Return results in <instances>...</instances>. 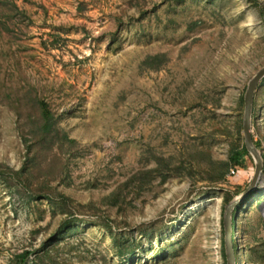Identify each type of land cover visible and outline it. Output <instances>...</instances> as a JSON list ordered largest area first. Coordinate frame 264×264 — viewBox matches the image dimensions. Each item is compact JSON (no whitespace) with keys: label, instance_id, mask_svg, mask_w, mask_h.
Segmentation results:
<instances>
[{"label":"rangeland","instance_id":"374dc122","mask_svg":"<svg viewBox=\"0 0 264 264\" xmlns=\"http://www.w3.org/2000/svg\"><path fill=\"white\" fill-rule=\"evenodd\" d=\"M262 67L264 0H0V264H227ZM36 98L61 140L36 143ZM159 156L177 174L141 182ZM235 215L236 264H264V165Z\"/></svg>","mask_w":264,"mask_h":264},{"label":"trees","instance_id":"16d2710c","mask_svg":"<svg viewBox=\"0 0 264 264\" xmlns=\"http://www.w3.org/2000/svg\"><path fill=\"white\" fill-rule=\"evenodd\" d=\"M165 57L166 56L164 54L148 56L144 60V63H149L152 69L159 70L161 69L159 64H162V61H164ZM155 63H157V65ZM154 64L156 66H154ZM263 83H264V80L261 82V84ZM35 104H36L35 106L37 108L38 116L35 119V123L32 129L34 130L33 134L35 136L36 143L41 144V143H45L46 141L54 143L60 138L59 136L60 131L57 125L55 113L53 112L49 103L46 102L44 99L36 98ZM64 137H65L64 140H68V137L66 135ZM71 142H75V141L71 140ZM254 144L257 148H261V145L259 142H254ZM262 157H263V163H264V155ZM176 171L177 170H175L174 167H171L170 160L168 158L159 156L155 158L154 167L140 172L138 176L140 175L139 179L141 182L148 180L146 183L148 185H151V183H153L157 179H159L161 183H164L172 175L177 174ZM227 171L226 172L224 171V173L222 174L221 176L222 179L227 173ZM62 199L64 203L70 201V199L66 196H62ZM109 199H112L114 201L119 199V193L117 191L113 192L112 195L109 196ZM231 199L232 198L227 199L226 203L227 204L230 203ZM235 219H236V215L233 218V234L235 233L236 225H237V220ZM234 248H235V245H234ZM234 251L236 252L235 249ZM31 255L32 254L30 251H24L18 258L20 259V262H22L23 264H26L27 259H29ZM235 255L237 257V253H235Z\"/></svg>","mask_w":264,"mask_h":264},{"label":"water","instance_id":"95a60500","mask_svg":"<svg viewBox=\"0 0 264 264\" xmlns=\"http://www.w3.org/2000/svg\"><path fill=\"white\" fill-rule=\"evenodd\" d=\"M264 80V67H262L249 81L246 92L244 94V115H243V135L245 146L248 152L255 160V172L250 186L238 198L230 202L225 207L224 214V230H225V251L227 256V264H236L234 246L232 241L233 233V210L237 204L242 202L256 186L259 176L263 169V157L255 146L252 138V114L255 93L258 86Z\"/></svg>","mask_w":264,"mask_h":264},{"label":"bare ground","instance_id":"6f19581e","mask_svg":"<svg viewBox=\"0 0 264 264\" xmlns=\"http://www.w3.org/2000/svg\"><path fill=\"white\" fill-rule=\"evenodd\" d=\"M260 177V176H259Z\"/></svg>","mask_w":264,"mask_h":264}]
</instances>
